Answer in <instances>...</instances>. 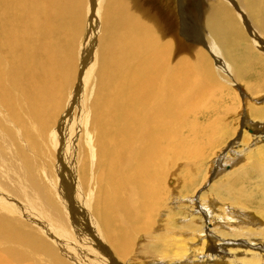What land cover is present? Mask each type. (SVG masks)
Instances as JSON below:
<instances>
[{
	"label": "bare ground",
	"instance_id": "6f19581e",
	"mask_svg": "<svg viewBox=\"0 0 264 264\" xmlns=\"http://www.w3.org/2000/svg\"><path fill=\"white\" fill-rule=\"evenodd\" d=\"M232 1L247 6L264 33V0ZM173 2L170 7L159 2L163 11H171L169 24L166 14L145 0H0V188L11 185L18 196L8 202L22 207L44 234L61 243L66 257L83 259L82 264H115L113 257L130 262L138 252L135 240L144 234L153 239L155 256L135 264H264V145H255L264 139V101L245 104L241 140L226 149L221 144L211 162L220 171L245 156L252 162L248 170L226 174L227 185L217 187L213 198L192 200L177 223L183 197L173 193L168 180L179 160L197 162L204 149L226 136V115L213 118L214 108L199 106L201 93L217 85L215 74L220 78L221 72L211 69L201 52L191 58L189 39L176 38ZM178 3L183 24L186 19L198 24L207 50L221 54L237 79L245 78L248 54L237 50L248 45L238 23L231 32L225 28L232 18L228 0ZM98 32L104 36L102 46ZM84 39L89 45L81 63L77 54ZM195 44L200 47L202 41ZM255 65L264 68V60L259 57ZM251 72L258 71L253 67ZM254 81L252 89L264 91V76ZM65 107L70 113L75 108L71 120ZM247 127L259 133L253 144H248ZM49 132L48 156L28 155L26 169H35V160L43 157L53 159L51 181L39 173L35 177L47 195L53 189L61 197L66 192L68 200L54 212L39 193L20 196L24 188L13 165L15 148L41 150ZM248 173L256 176L255 184ZM169 198L174 208L164 207ZM23 221L4 206L0 239L61 262L53 247L24 229ZM23 256L9 251L7 259Z\"/></svg>",
	"mask_w": 264,
	"mask_h": 264
},
{
	"label": "rangeland",
	"instance_id": "374dc122",
	"mask_svg": "<svg viewBox=\"0 0 264 264\" xmlns=\"http://www.w3.org/2000/svg\"><path fill=\"white\" fill-rule=\"evenodd\" d=\"M158 1V2H157ZM161 1L162 5H166L167 7H170L172 5V0H145V3L148 5H154L155 7H159L161 11L166 14V21L169 24L172 23V21L169 20V16L171 15V11H166V9L163 11L162 7L159 5V2ZM176 1V2H175ZM186 0H183L184 5ZM209 1L213 0H203V2L208 3ZM251 1V0H246ZM232 0H228L227 4V13L232 14V18L229 19L225 25V28L231 32L232 28L235 27L236 23H238L239 30L243 33V38L245 42L248 45V49H242L237 50V53H246L248 54V60L243 65L242 70L246 71L245 78L237 79V76H233L231 72H229V63L225 62V58L221 54H217L216 56L212 55L210 51L207 50V47H205V43H203V37H202V31L198 27V24H192V21L189 19H186L187 21L185 24H183L182 20V12H179V8L181 5H179L178 0H174L175 4V10H174V20H175V31L174 34L176 35L177 39H180L181 41L186 39L188 40L187 46L190 45L192 48V57L196 58L200 57L197 52H201V54L206 56V58L209 60V66L210 68L214 70V67L219 69L221 74L220 78L216 76L215 74V84L216 86H212L209 90H204L201 93V99L199 106H208V109L214 108L216 114H212V117H221L223 115L225 116V122L227 124L224 125V131L226 132V136L220 138V141H218V144L213 146L209 150H205L202 153V156L198 159L197 162H190L187 160H179L177 164L179 165L178 168L175 169L176 172H173L172 176L168 180V187L173 190V193L176 195H179L183 197L181 200V204L179 205V213L181 214L180 220L177 221L179 223L186 214V205L190 204V202L193 200V204L200 200V198H206L210 199L213 198L215 195L214 190L217 187H220L221 185H227V177L226 174L228 173H234L238 174L244 171L248 170V166L252 163L248 159H246L245 156L238 157L237 165L234 167L231 164L223 165L222 169L219 171V167L217 169V164H211L212 161H216L215 154L219 152L222 145H224V148L229 145V148L234 145L235 143L239 142L241 140V134L240 130L243 129L241 127L246 120L247 117V110L245 104L255 105L254 102H257V99L261 103L264 101V97L261 99V97L264 95L263 90H259L258 92H255L254 89H252L254 86L253 82L255 77H259L261 75L264 76V68L259 66L256 67L255 63H257V59L260 57V62L264 60V46L262 43H264V33L259 24L256 22L255 19H253L249 11V8L247 6L242 7L241 5L237 4L235 1L233 3ZM189 3H187L188 5ZM203 7L205 6L202 5ZM174 9V8H173ZM88 6L85 5V12L83 13V19H86L88 16ZM177 11V12H176ZM168 14H167V13ZM176 15V16H175ZM184 15V14H183ZM88 27H90L89 19L87 21ZM229 23H232L229 25ZM174 24V21H173ZM90 30V29H89ZM186 30V31H184ZM168 31H170L168 29ZM187 36V37H186ZM97 37L100 39V45L102 46L104 43V37L100 32H98ZM202 41V44L200 47H198L195 43H200ZM190 43V44H189ZM260 47V49L257 48V46ZM89 45V41L87 39L80 40L79 42V49L77 58L78 60L83 63L84 59H86L83 55L85 48ZM263 47V48H262ZM189 48V47H187ZM206 48V49H205ZM252 52V53H251ZM217 57L218 59H216ZM223 64V66H222ZM255 67L257 69V73L251 72V68ZM214 72V71H213ZM215 73V72H214ZM253 74V75H252ZM258 83V82H256ZM213 84V82H212ZM250 84V85H249ZM70 93V92H69ZM71 104V103H69ZM16 108V107H15ZM64 115L66 114L67 107L64 108ZM72 111H67L69 113V116H66V119L71 120L76 113L75 108H72ZM213 111V110H212ZM211 112V111H208ZM243 123V124H242ZM250 125L251 123L248 122ZM259 126V125H258ZM238 128L237 134L231 135L229 131L232 133L235 129ZM248 128V127H247ZM255 128V127H254ZM254 128L251 127V129L248 128V137L251 138L248 142V144H253L254 141H252V137L255 135H258V131L254 132ZM260 128V126H259ZM262 133V131H260ZM264 134V132H263ZM53 135V134H52ZM49 132L46 136L48 140L46 142H49L44 148L34 147V146H27V148L23 151L15 148L14 150V169L20 174L21 182L23 185L24 190L21 191L20 196L21 197H28V196H34L35 194L39 193L43 199H45V206L49 208L50 211L54 212L57 207H62L65 200L67 199V194L65 191H63L62 197L58 195L57 189L52 190L53 195H47L42 189L41 183L36 179L35 175L37 173L40 174L42 178H44V181H51L52 174H53V159H48L47 157H39L36 156V159L42 158L41 161H36V168H27V161L33 156L42 154L43 156H48L49 149L51 147V140L52 136ZM236 138V140H235ZM50 139V141H49ZM80 138L76 143V146L78 147L77 152L81 156V146H80ZM262 142H258L255 144L256 146H263L264 145V139H261ZM19 143V142H17ZM226 143V144H225ZM16 143L12 142L9 144V146L5 143L4 147H12ZM222 144V145H221ZM36 146V145H35ZM226 149V148H225ZM229 151V149H228ZM1 153V148H0ZM31 155L27 159V156ZM27 159V161H26ZM79 159L78 157L76 159H73L72 156L70 160L74 163H77L80 165V162L77 161ZM61 161V159H60ZM233 161V160H231ZM230 161V162H231ZM232 166V167H231ZM179 170H182L181 172H178ZM0 172H2V165H1V158H0ZM247 177L251 180L252 184L256 183V176H254L253 173H248ZM17 197V193L13 189L11 185L3 184V188H0V215L4 216V206L6 207V211L10 216H13L17 221H19V218H24V229L26 231H32L33 235L40 236L46 243H48L51 247L54 248V250L57 252L56 256H58L61 260L59 262L57 259H52V257L46 253L40 252L36 249H32L30 246H22L15 242H7L5 239H0V264H67L66 260L63 259V257H66L67 255L63 253L62 248L60 247L61 243H58L54 241L51 237L44 234V231L38 227L33 217L28 215L23 209L15 208L13 206V203L8 202L12 199V197ZM23 204H28L23 201ZM166 208H174L176 205L175 200L173 198H169V201L165 204H163ZM198 209L194 210L193 213H197ZM190 217L186 219L189 220ZM161 217H159L156 222L159 224L161 221ZM196 224L198 226L201 225V220L196 219ZM204 221V219H203ZM206 226V225H205ZM163 228V227H162ZM162 228L155 227L156 231L160 232ZM145 235V234H144ZM144 235H140L135 240V249L138 251L132 256H130L131 261L128 262V260H121L120 258L113 257V261L115 264H124V263H145L147 257H152L155 255H152V242L153 239H147L144 237ZM9 251L14 252H21L24 256L21 260L19 259H7V254ZM110 252V251H109ZM86 257H88V254H86ZM68 262L70 264H82L83 259H76L72 257V259H69L66 257ZM153 264H159L153 261ZM220 264H226L224 261Z\"/></svg>",
	"mask_w": 264,
	"mask_h": 264
}]
</instances>
